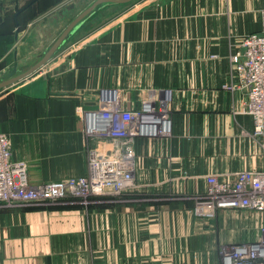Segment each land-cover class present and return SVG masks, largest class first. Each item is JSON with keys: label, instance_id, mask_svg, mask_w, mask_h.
I'll use <instances>...</instances> for the list:
<instances>
[{"label": "crops", "instance_id": "1", "mask_svg": "<svg viewBox=\"0 0 264 264\" xmlns=\"http://www.w3.org/2000/svg\"><path fill=\"white\" fill-rule=\"evenodd\" d=\"M94 1L0 0V77L51 46L77 17L59 28L66 4ZM129 3L100 6L42 68L0 90V131L32 184L88 174L89 148L105 140L87 134L86 114L104 95L130 110L170 90L172 134L137 138L135 185L120 200L107 190L90 216L73 197L0 210V264H195L193 254L197 264H222L220 244L258 235L254 211L202 220L191 209L209 174L264 164L246 91L229 67L236 41L262 31L264 0Z\"/></svg>", "mask_w": 264, "mask_h": 264}, {"label": "built area", "instance_id": "2", "mask_svg": "<svg viewBox=\"0 0 264 264\" xmlns=\"http://www.w3.org/2000/svg\"><path fill=\"white\" fill-rule=\"evenodd\" d=\"M262 31L244 36L238 50L231 55L241 88L246 91V112L255 121L253 138L264 157V7L261 9ZM172 92L164 97L145 99L134 109H121L114 95L103 99L96 110L86 114V132L102 137L105 147L91 151L88 174L79 178L32 184L28 165L14 160L9 137L0 131V207L46 205L77 191L93 194L103 189L123 193L135 185L137 138L167 137L173 120L169 107ZM207 190L193 196L191 209L202 220L215 219L222 210H251L259 214V234L254 240L223 245L222 264H264V164L259 169L241 170L232 177L209 174ZM86 190V191H85Z\"/></svg>", "mask_w": 264, "mask_h": 264}, {"label": "rangeland", "instance_id": "3", "mask_svg": "<svg viewBox=\"0 0 264 264\" xmlns=\"http://www.w3.org/2000/svg\"><path fill=\"white\" fill-rule=\"evenodd\" d=\"M141 0H137V1H132L131 3H129V4H126V6L125 7H130V6H132L133 4H136V3H139ZM88 5H90V4H88V3H86V2H82V3H78V4H75V6L73 7V8H69L70 7V5L69 4H66V11H65V13H64V17H63V19L64 20H62V21H60L59 23H60V26H59V28L62 26V25H64V26H66V25H68V23L72 20V19H74L75 18V16H77L80 12H82L85 8H87L88 7ZM102 19H103V17H102ZM62 28V27H61ZM74 36V35H73ZM53 36L51 35L50 36V38H52ZM242 37V36H241ZM49 38V39H50ZM244 38V37H243ZM242 38V39H243ZM241 38H239L236 42V45H237V49L233 52V53H235L237 50H238V48H239V44H240V42H241V40H242ZM72 40V39H71ZM48 42V40L46 41V43ZM45 43V45H48V43L46 44ZM42 50H40L38 53H40ZM233 53H231V55L233 54ZM231 55H230V57H229V67H230V75L231 76H237V74H236V70H235V67L233 66V64H232V62H231ZM214 56H216V55H212V57H214ZM234 86V84L233 83H227V84H225V88H227V89H231V90H233V87ZM114 97H116V98H118L117 97V94L115 93L114 94ZM105 98H109V96H107V95H104V100H105ZM119 106V105H118ZM120 107V106H119ZM121 108V107H120ZM170 108V107H169ZM121 109H123V108H121ZM169 111H170V109H169ZM170 115H171V113H170ZM94 137H96L97 139H101V140H104L102 137H98V136H94ZM97 148H100V147H98L97 145L96 146H92V147H90L89 148V151H88V154L90 155V153H91V151L92 150H94V149H97ZM263 152V151H262ZM90 159V158H89ZM136 166H137V154H136ZM77 178H79V177H77ZM64 180V179H63ZM66 180V179H65ZM107 190H110V189H103V190H101L100 192H97V193H93V194H83L84 192L83 191H77V194L78 195H73V194H71V193H69V194H67L65 197H64V199H68V198H70V197H73V199L74 200H72V201H75V202H77V203H79V205H81L82 206V209H83V214H85V215H87V216H90L91 215V213H89L88 211V208L91 206V205H93V204H96V203H99L100 202V200L101 199H103L104 200V198L106 197V192H107ZM86 191V190H85ZM116 196H119V200L120 199H124V196H123V194L120 192V193H116ZM173 197H176V196H172L171 198H173ZM178 198H181V200H183V199H185V197H187L186 195H179V196H177ZM176 197V198H177ZM147 199V198H146ZM193 199V198H192ZM52 199H49V202L50 203H47L46 205H44V206H50V205H53V204H56L55 202H57V200H55V201H51ZM62 200V199H61ZM99 201V202H98ZM101 203V202H100ZM33 205H27V203L26 202H23V203H21V206H14V207H11V208H20V209H25V208H28V207H32ZM36 206H39V205H36ZM41 206V205H40ZM33 207H35V206H33ZM3 209H9V208H2V207H0V210H3ZM88 212V213H87ZM258 234H259V232H258ZM246 240H244V241H240V242H245ZM240 242H237V241H232V242H228V243H223V244H220L219 245V247H220V254H218V257H219V260L220 261H222V254H221V250L223 249V245H225V244H229V243H240ZM188 257H189V259H190V256L188 255ZM200 254H193L192 255V258L194 259V262H195V264H197L198 262H199V260H200ZM183 260H185V259H183Z\"/></svg>", "mask_w": 264, "mask_h": 264}, {"label": "water", "instance_id": "4", "mask_svg": "<svg viewBox=\"0 0 264 264\" xmlns=\"http://www.w3.org/2000/svg\"><path fill=\"white\" fill-rule=\"evenodd\" d=\"M134 0H95L91 5L80 12L77 17L66 27L57 39L47 48L32 65L19 67L17 64L6 74L0 77V90L32 75L42 68L80 28L82 23L93 14L100 6L107 3H129Z\"/></svg>", "mask_w": 264, "mask_h": 264}, {"label": "trees", "instance_id": "5", "mask_svg": "<svg viewBox=\"0 0 264 264\" xmlns=\"http://www.w3.org/2000/svg\"><path fill=\"white\" fill-rule=\"evenodd\" d=\"M31 3H32V2H31ZM27 5H30V3H28ZM27 5H26V6H27ZM26 6H24V7H26ZM21 11H22V10H21Z\"/></svg>", "mask_w": 264, "mask_h": 264}]
</instances>
